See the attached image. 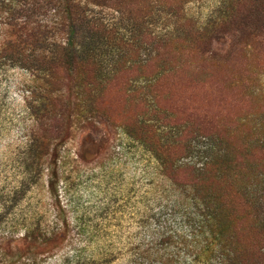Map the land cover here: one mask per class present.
I'll use <instances>...</instances> for the list:
<instances>
[{"label": "rangeland", "instance_id": "obj_1", "mask_svg": "<svg viewBox=\"0 0 264 264\" xmlns=\"http://www.w3.org/2000/svg\"><path fill=\"white\" fill-rule=\"evenodd\" d=\"M28 1L41 27L0 17V264H264V0Z\"/></svg>", "mask_w": 264, "mask_h": 264}, {"label": "trees", "instance_id": "obj_2", "mask_svg": "<svg viewBox=\"0 0 264 264\" xmlns=\"http://www.w3.org/2000/svg\"><path fill=\"white\" fill-rule=\"evenodd\" d=\"M30 5H31V3L28 0H0V17L8 18L9 20H11V22L12 21H15V22L18 21V22H20V21L23 20L20 15H25L26 12H28V11H30L32 9ZM77 7H78V9H80L79 6H77ZM27 17H29V15ZM23 21H25L24 22V25L25 24L27 25V24L32 23L33 27L36 26V25L38 27H41L40 24H37V23L34 24L35 23L34 21L33 22H29V21H27V19L26 20H23ZM22 24L23 23H19V25H21V26H22ZM73 25L74 24H71V26H73ZM196 200H197L196 202H198L199 205H201L200 203H202L203 204L202 206L204 208L206 207V203L204 201V198H202V197H200L198 195V197H197ZM220 206L221 205L219 204V206H218L219 209H221ZM214 207L217 208V206H215V205H214ZM208 213H206L205 215H206L207 219H209V217H211V219L214 220V221H212V224L215 225L214 226V231H217L216 230V224L218 222L217 220H218L219 215L217 216V213H216V215H212L211 213H209V214ZM207 222H210V221L208 220ZM218 230H219V228H218ZM211 239L212 240L210 241V243L208 244V246L211 243H213L214 241H216L217 240V237H214L213 236Z\"/></svg>", "mask_w": 264, "mask_h": 264}]
</instances>
